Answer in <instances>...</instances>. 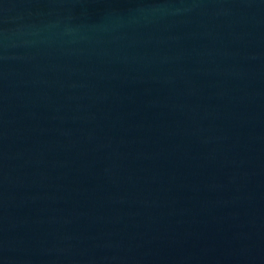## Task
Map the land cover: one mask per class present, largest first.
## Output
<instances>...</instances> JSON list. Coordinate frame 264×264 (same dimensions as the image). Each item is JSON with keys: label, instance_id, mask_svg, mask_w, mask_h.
Here are the masks:
<instances>
[{"label": "water", "instance_id": "obj_1", "mask_svg": "<svg viewBox=\"0 0 264 264\" xmlns=\"http://www.w3.org/2000/svg\"><path fill=\"white\" fill-rule=\"evenodd\" d=\"M0 264H264V0H0Z\"/></svg>", "mask_w": 264, "mask_h": 264}]
</instances>
